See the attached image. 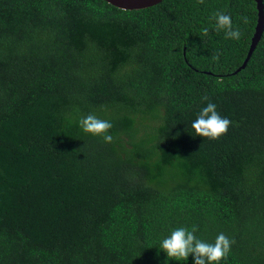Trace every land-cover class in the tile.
Masks as SVG:
<instances>
[{"label":"trees","instance_id":"1","mask_svg":"<svg viewBox=\"0 0 264 264\" xmlns=\"http://www.w3.org/2000/svg\"><path fill=\"white\" fill-rule=\"evenodd\" d=\"M258 17L256 0H0V264H194L160 249L193 225L235 241L220 264H264V32L235 73ZM209 102L232 121L218 140L191 127Z\"/></svg>","mask_w":264,"mask_h":264},{"label":"clouds","instance_id":"2","mask_svg":"<svg viewBox=\"0 0 264 264\" xmlns=\"http://www.w3.org/2000/svg\"><path fill=\"white\" fill-rule=\"evenodd\" d=\"M203 2L204 0H200V3ZM214 19L217 29L225 31L226 38L234 40L241 38V31L239 28H233L230 15L217 12L214 14ZM244 22H248L247 18ZM219 55L217 52L213 59L218 60ZM203 99L208 100L209 98L205 96ZM78 124L84 133L102 137L105 143L113 142L114 138L109 134V130L113 127L110 121L101 119L95 114H88L80 117ZM231 124L230 119L219 114L216 104L209 102L201 109L191 127L197 136L218 140L227 134ZM197 231L198 226L196 225H193L191 229L178 227L161 241L160 249L167 254L170 260L187 261L189 256H193L194 264H220V261L228 257L235 243L234 240L220 233L213 243H208L195 235Z\"/></svg>","mask_w":264,"mask_h":264},{"label":"water","instance_id":"3","mask_svg":"<svg viewBox=\"0 0 264 264\" xmlns=\"http://www.w3.org/2000/svg\"><path fill=\"white\" fill-rule=\"evenodd\" d=\"M108 3L125 10L144 9L161 3L163 0H105ZM258 8V23L256 31L252 38L251 47L244 63L236 71H240L245 68L253 52L255 51L262 34L264 32V3L263 0H256Z\"/></svg>","mask_w":264,"mask_h":264}]
</instances>
